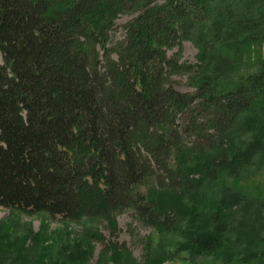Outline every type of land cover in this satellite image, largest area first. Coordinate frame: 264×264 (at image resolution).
I'll list each match as a JSON object with an SVG mask.
<instances>
[{"label": "trees", "instance_id": "1", "mask_svg": "<svg viewBox=\"0 0 264 264\" xmlns=\"http://www.w3.org/2000/svg\"><path fill=\"white\" fill-rule=\"evenodd\" d=\"M262 41L264 0H0V208L79 223L67 264L125 211L171 248L148 233L139 263L109 241L96 264H264V199L231 187L264 169V58L216 62ZM43 233L13 250L0 234V264H49Z\"/></svg>", "mask_w": 264, "mask_h": 264}, {"label": "rangeland", "instance_id": "2", "mask_svg": "<svg viewBox=\"0 0 264 264\" xmlns=\"http://www.w3.org/2000/svg\"><path fill=\"white\" fill-rule=\"evenodd\" d=\"M131 16H120L115 25V31L113 33L114 38L118 39L123 36L122 25L127 22ZM197 53L196 47L190 41H184L182 43V59L194 63ZM171 54V52H169ZM264 58V41L257 42L247 50L242 49L239 52L226 51L220 53L219 59L216 61L217 66L221 68L232 69L233 72L238 74H245L252 71L258 65L259 61ZM219 64V65H218ZM175 88L181 92H193V89L188 86L185 77H175ZM229 185V184H228ZM229 186H225L229 188ZM221 187V186H220ZM233 189L240 191L246 197L251 199H264V169L257 174H253L249 181L240 182L239 186H231ZM42 214L26 215L0 208V234H6L5 239H1L3 247L13 250L14 246H19L22 243L27 245V237L32 233H43L47 231V238L40 239V244L48 246L43 250L45 261L49 264H67L70 262L68 258H62L57 251L60 248L62 242H70L73 237L69 236L68 231L77 232L79 230V223L74 221H60L59 219L46 222L44 221ZM118 224V232L115 237L110 235L109 228L104 225H100V231L105 236L104 243H96L93 251V255L88 264H96L100 252H102L105 245L110 242H116L117 244L124 245V247L131 253V256L141 263L144 260L143 256V243L142 238L146 235L153 237L154 246L161 251H166L171 248L169 241H162L159 234L152 232L149 229H143L137 227L133 222L131 212L125 211L116 217ZM44 234V233H43ZM39 244V245H40ZM40 247V246H39ZM58 249V250H57ZM50 250V253H48ZM57 250V251H56ZM33 254H30L31 258ZM19 264L20 261L15 262ZM211 257H200L195 262L190 263L182 261L181 257L174 259H167L159 264H218ZM7 264V263H5ZM244 264V263H239ZM249 264V263H248Z\"/></svg>", "mask_w": 264, "mask_h": 264}]
</instances>
